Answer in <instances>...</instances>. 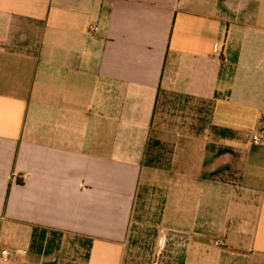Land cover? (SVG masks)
<instances>
[{"label": "crops", "instance_id": "1", "mask_svg": "<svg viewBox=\"0 0 264 264\" xmlns=\"http://www.w3.org/2000/svg\"><path fill=\"white\" fill-rule=\"evenodd\" d=\"M254 134L264 0H0V264H264Z\"/></svg>", "mask_w": 264, "mask_h": 264}, {"label": "built area", "instance_id": "2", "mask_svg": "<svg viewBox=\"0 0 264 264\" xmlns=\"http://www.w3.org/2000/svg\"><path fill=\"white\" fill-rule=\"evenodd\" d=\"M252 141L256 144H264V139H261L257 134L252 135ZM9 255V252L5 249L1 250V256L3 259H6ZM153 264H158L157 261L153 262Z\"/></svg>", "mask_w": 264, "mask_h": 264}]
</instances>
